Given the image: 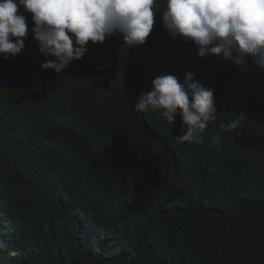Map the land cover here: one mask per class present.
<instances>
[{
	"label": "trees",
	"instance_id": "1",
	"mask_svg": "<svg viewBox=\"0 0 264 264\" xmlns=\"http://www.w3.org/2000/svg\"><path fill=\"white\" fill-rule=\"evenodd\" d=\"M163 8L144 45L89 41L59 74L41 70L24 13L23 50L0 57V236L19 252L0 264H264V69L199 57ZM185 73L214 90L200 143L177 142L179 110L171 124L134 107Z\"/></svg>",
	"mask_w": 264,
	"mask_h": 264
},
{
	"label": "clouds",
	"instance_id": "2",
	"mask_svg": "<svg viewBox=\"0 0 264 264\" xmlns=\"http://www.w3.org/2000/svg\"><path fill=\"white\" fill-rule=\"evenodd\" d=\"M155 4L156 0H0V57L8 60L23 50L29 32L24 13L31 14L32 36L46 57L42 71L61 73L88 52L89 41L102 44L118 35L128 49L142 46L153 30ZM160 18L171 39L191 43L201 58L220 56L238 66L251 59L264 69V0H164ZM193 79V73H185L183 83L175 75L159 76L134 106L138 112H158L171 124L179 110V143H200V134L217 118L214 90ZM238 125L236 119L220 127L228 132ZM219 140L218 135L212 144ZM0 250H8L10 257L19 254L3 236Z\"/></svg>",
	"mask_w": 264,
	"mask_h": 264
}]
</instances>
